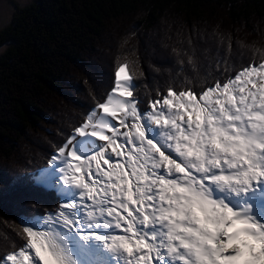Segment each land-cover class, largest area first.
<instances>
[{
  "label": "snow or ice",
  "instance_id": "1",
  "mask_svg": "<svg viewBox=\"0 0 264 264\" xmlns=\"http://www.w3.org/2000/svg\"><path fill=\"white\" fill-rule=\"evenodd\" d=\"M127 69L55 147L41 176L62 199L0 264H264V62L147 107Z\"/></svg>",
  "mask_w": 264,
  "mask_h": 264
},
{
  "label": "trees",
  "instance_id": "2",
  "mask_svg": "<svg viewBox=\"0 0 264 264\" xmlns=\"http://www.w3.org/2000/svg\"><path fill=\"white\" fill-rule=\"evenodd\" d=\"M0 28V257L60 198L41 171L128 65L134 95L200 92L264 62V0H29ZM189 57L192 63H189Z\"/></svg>",
  "mask_w": 264,
  "mask_h": 264
},
{
  "label": "rangeland",
  "instance_id": "3",
  "mask_svg": "<svg viewBox=\"0 0 264 264\" xmlns=\"http://www.w3.org/2000/svg\"><path fill=\"white\" fill-rule=\"evenodd\" d=\"M13 1L14 0H0V28H3L10 22L13 13L16 10V5ZM15 1H18L20 4L24 5L29 0H15ZM39 181L42 185H44L43 186L44 188L56 189L55 187L51 186L55 183L54 175L53 176H41V179ZM38 219H36L35 221H37ZM35 221H33V223Z\"/></svg>",
  "mask_w": 264,
  "mask_h": 264
}]
</instances>
